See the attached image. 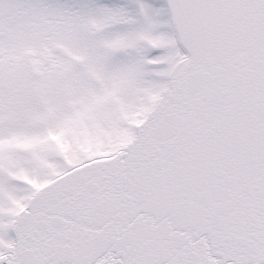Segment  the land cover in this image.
<instances>
[{
  "label": "snow or ice",
  "instance_id": "6c2138e0",
  "mask_svg": "<svg viewBox=\"0 0 264 264\" xmlns=\"http://www.w3.org/2000/svg\"><path fill=\"white\" fill-rule=\"evenodd\" d=\"M0 264H264V0H0Z\"/></svg>",
  "mask_w": 264,
  "mask_h": 264
}]
</instances>
